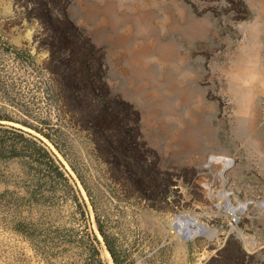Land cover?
I'll return each instance as SVG.
<instances>
[{
	"label": "rangeland",
	"instance_id": "1",
	"mask_svg": "<svg viewBox=\"0 0 264 264\" xmlns=\"http://www.w3.org/2000/svg\"><path fill=\"white\" fill-rule=\"evenodd\" d=\"M47 1L64 46L35 0H0V115L48 144L85 215L21 160H0V264H113L95 215L123 264H264V0ZM50 52L54 71L63 53L98 89L114 155L51 95ZM178 217L205 230L185 239Z\"/></svg>",
	"mask_w": 264,
	"mask_h": 264
},
{
	"label": "trees",
	"instance_id": "2",
	"mask_svg": "<svg viewBox=\"0 0 264 264\" xmlns=\"http://www.w3.org/2000/svg\"><path fill=\"white\" fill-rule=\"evenodd\" d=\"M35 3L38 10L37 17L45 26L53 29H49L53 41L60 40L61 45L64 46L67 40L65 34L58 26L48 20L50 13L49 2L47 0H35ZM67 33H69V31H67ZM5 49H9L20 60L29 63L32 62L31 56L27 52L10 46H5ZM58 53L59 52H57V54ZM53 54L54 52H50L47 66L44 67L49 76L51 95L61 102V106L67 107L71 105L81 123L86 122L88 125H92V140L100 155H114L116 152L114 149L116 139L114 140L115 135L109 134L111 131L102 128L103 118L108 106L102 96L97 94L98 89L92 87L91 84L89 87L85 86L82 80L84 69L79 68L77 70L71 67V63L65 58L63 53L57 71H54L50 66ZM54 76L60 79L61 86L57 84ZM5 122H12V120L7 118V116L0 115V160L19 159L25 164L27 172L31 173L32 181L35 184H48L51 185L52 188L61 186L65 192L68 194L70 192L71 198L78 202V206H81V212L84 216L85 204L82 203L81 205L79 201V199L83 201L79 189H77L73 179L48 144L41 137ZM35 131L56 147L47 132L36 129ZM119 143L123 144L122 146L125 148L123 149L124 153L126 149L131 147V144H128L129 141L127 138L125 139V137L124 140ZM122 171L130 176L127 167H124ZM35 195V191H31L29 196L34 197ZM94 217L97 230L103 238L113 264H123L122 259L111 244L108 235L104 232L100 220L96 215ZM30 227V222L22 220L15 224L14 229L30 238L34 233V229ZM93 240L97 241L96 236H94ZM225 250L226 244L219 251L224 252Z\"/></svg>",
	"mask_w": 264,
	"mask_h": 264
},
{
	"label": "bare ground",
	"instance_id": "3",
	"mask_svg": "<svg viewBox=\"0 0 264 264\" xmlns=\"http://www.w3.org/2000/svg\"><path fill=\"white\" fill-rule=\"evenodd\" d=\"M223 160H225L226 163L228 162V159H223ZM244 205L245 204H241L240 208H238V209H242V207H244ZM262 205L264 207V203H262ZM227 208L230 209L231 211L236 210L230 204L227 205ZM177 219L178 220H176L175 225L177 228L181 229L184 232L185 237L191 236L195 233H199L200 231L204 230V228H205L203 225H198L195 221L188 219L186 217H178Z\"/></svg>",
	"mask_w": 264,
	"mask_h": 264
},
{
	"label": "water",
	"instance_id": "4",
	"mask_svg": "<svg viewBox=\"0 0 264 264\" xmlns=\"http://www.w3.org/2000/svg\"><path fill=\"white\" fill-rule=\"evenodd\" d=\"M204 230H205V228H204ZM204 230H202V231H204ZM183 237H184V236H183ZM184 238L186 239V238H188V236H187V237H184Z\"/></svg>",
	"mask_w": 264,
	"mask_h": 264
}]
</instances>
